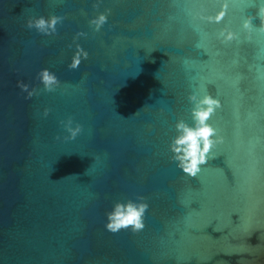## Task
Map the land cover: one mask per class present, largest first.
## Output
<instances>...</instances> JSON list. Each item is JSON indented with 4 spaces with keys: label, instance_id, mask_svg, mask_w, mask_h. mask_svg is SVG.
Here are the masks:
<instances>
[{
    "label": "water",
    "instance_id": "95a60500",
    "mask_svg": "<svg viewBox=\"0 0 264 264\" xmlns=\"http://www.w3.org/2000/svg\"><path fill=\"white\" fill-rule=\"evenodd\" d=\"M95 2L0 0V264H264V0ZM53 14L57 34L26 26ZM77 43L89 57L71 70ZM43 68L60 86L26 99L18 81L43 89ZM193 92L221 100L224 138L196 177L170 150ZM140 195L144 229L108 231L114 203Z\"/></svg>",
    "mask_w": 264,
    "mask_h": 264
},
{
    "label": "clouds",
    "instance_id": "9594fccd",
    "mask_svg": "<svg viewBox=\"0 0 264 264\" xmlns=\"http://www.w3.org/2000/svg\"><path fill=\"white\" fill-rule=\"evenodd\" d=\"M101 3H103V0H96L93 7L98 9ZM227 9L228 4L225 3L223 9L215 16L203 15L201 18L209 22H220L225 17ZM111 11L112 9L108 8L104 12H100L98 16L93 17L89 21V25L94 26L95 31L99 32L103 25L107 23ZM257 15L261 20L258 30L264 31V5L259 7ZM65 18L64 15L57 14L47 18L44 16H30L27 19L26 26L29 29L35 28L44 35H53L58 33L57 25L62 24ZM253 19L254 17L249 16L244 21V28L248 31H252L255 28L252 23ZM219 35L225 43L237 39L238 36L235 31L228 27L222 29ZM82 36L86 37L88 33L84 31L77 32L73 39L75 41ZM75 46L77 50L72 56L71 63L68 64V68L71 70L78 69L82 60L89 57V52L81 44L77 43ZM69 47L71 48L72 45L70 44ZM37 78L42 82L43 89L38 86H31L23 80L18 81V87L22 92L27 93L26 99L40 95L41 91L54 92L61 84L58 76L49 68L41 69L37 74ZM189 99L194 103V107L191 110L194 125L183 119L177 122L176 129L178 134L173 138L170 150L173 153L172 159L178 161L177 166L184 173L196 177L201 171V166L207 163L210 151L224 140L223 136L217 135V129L209 123L216 110L222 106V102L211 93H207L201 98L196 92H193ZM50 111V108H45L43 115L46 117ZM60 123L70 133V135L64 137L65 140H74L83 130V125L75 122L71 116L66 121L61 120ZM74 124L75 126H73ZM57 139H60V137L57 136ZM148 208L149 204L142 195L135 200L116 201L112 209L106 213L107 223L105 227L112 233L128 228H131L133 233L140 232L145 227L144 217Z\"/></svg>",
    "mask_w": 264,
    "mask_h": 264
}]
</instances>
